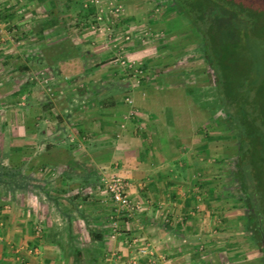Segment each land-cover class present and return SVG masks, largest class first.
I'll use <instances>...</instances> for the list:
<instances>
[{
	"label": "crops",
	"instance_id": "1",
	"mask_svg": "<svg viewBox=\"0 0 264 264\" xmlns=\"http://www.w3.org/2000/svg\"><path fill=\"white\" fill-rule=\"evenodd\" d=\"M3 1L0 27L27 25L23 6ZM53 27L24 36L0 28V264H126L132 256L264 264L242 196L232 193L230 131L189 82L194 72L169 64L184 35L166 40L161 59L129 49L128 58L148 64L142 80L105 82L106 53L83 45L85 36H68L72 45L85 40L68 54L42 51ZM41 53L48 65L34 63ZM45 72L56 78L48 88L37 78ZM111 175L139 205L118 216L115 231L104 191Z\"/></svg>",
	"mask_w": 264,
	"mask_h": 264
},
{
	"label": "rangeland",
	"instance_id": "2",
	"mask_svg": "<svg viewBox=\"0 0 264 264\" xmlns=\"http://www.w3.org/2000/svg\"><path fill=\"white\" fill-rule=\"evenodd\" d=\"M4 2H16L21 4L20 7L23 6V8L19 9L18 15L21 16V19H25L27 24L18 29L16 28L18 24H15V26H11L10 30L0 27L7 33L18 32V34L24 36L37 32L41 27L45 29L48 25H55V27L45 30L47 34H52L53 39L52 41L46 40L42 42V51L51 49L52 51L55 50L57 53L60 52L62 54L63 52H67L66 54H68L71 50V46L77 45L81 47L85 40L77 43L74 42L72 45V41H68V36L70 35H73L75 38L85 36L91 39V41H86L87 43L83 45L88 44L90 47L101 45L99 48L106 53V55H104L106 57H104L101 62L102 64L106 63V68L111 66V69L103 73L105 82H121L122 79L133 81L142 80L145 78V68L146 66L148 67V64L143 63V61L138 58H128L126 53L129 49L143 47V49L148 48L150 51L156 50L154 58L156 56V58L161 59L162 56L159 55L166 52V40L172 36L173 39L175 38L174 40H176L184 35V39H179V41H177L179 43L178 48L180 49L179 55L176 57L175 61H170L169 64H175L179 68L194 72L193 74H189L187 78L189 82H193L194 85L200 84L201 100L204 99L206 102L211 101L209 108H215L218 112V117L221 119H218V127L219 123L222 125L221 121L227 118V109L224 106L214 104L218 96L216 76L205 60L202 37L200 33L190 25L187 19L177 13L176 8L171 7L170 0H6L3 1V3ZM5 17V15L0 13V23L4 22ZM47 22L49 23L47 24ZM63 36H66V39H64ZM99 36L100 38L98 39ZM26 39L27 38H25V40ZM50 42H54L52 47H48ZM28 43H31V41L26 40L25 44L27 45ZM2 49L3 48L0 47V52ZM167 57L163 59L166 60ZM38 61L40 62L39 65H48L43 53L35 59L34 63H38ZM2 63L6 62L0 59V64ZM112 68L119 69L118 73L114 75L112 73ZM38 74L37 78L45 85V88H48L47 86H49L48 84L51 82H56V78L53 74H51L53 77L47 72ZM72 78L75 81L80 79V76L76 74L72 76ZM60 110L61 109L56 108L58 113L55 116H61V113H59L61 112ZM58 123L59 119H57V124ZM226 123L227 122L223 123V125L226 126ZM49 126L50 125L46 126L45 130L56 128L54 124ZM57 127L59 126L57 125ZM226 129L228 128L226 127ZM229 131L230 149H232L233 152L227 162H229L230 171H234L237 168L236 163L238 159L236 138L238 131L237 129H230ZM13 133H15V130ZM7 173L9 176L13 177L16 175L13 170H8ZM231 189L232 193L243 197L238 181L232 184ZM108 198L109 196L107 195L105 202L111 210L112 203ZM249 213L250 208L248 207L246 208L245 218L249 216ZM78 240L80 241L81 239L79 238ZM256 240L261 246V253L264 257V243L262 239L256 238Z\"/></svg>",
	"mask_w": 264,
	"mask_h": 264
},
{
	"label": "trees",
	"instance_id": "3",
	"mask_svg": "<svg viewBox=\"0 0 264 264\" xmlns=\"http://www.w3.org/2000/svg\"><path fill=\"white\" fill-rule=\"evenodd\" d=\"M170 2L202 37L216 76L214 104L227 109L222 126L238 131L233 176L250 208L247 225L264 243V0Z\"/></svg>",
	"mask_w": 264,
	"mask_h": 264
},
{
	"label": "built area",
	"instance_id": "4",
	"mask_svg": "<svg viewBox=\"0 0 264 264\" xmlns=\"http://www.w3.org/2000/svg\"><path fill=\"white\" fill-rule=\"evenodd\" d=\"M128 101L130 102L131 100L128 99ZM104 191L109 196V199L112 203L110 225L113 231H115L117 228L118 216L125 212L128 213L137 210L139 205L131 201L126 190L125 182L118 175H111L107 178ZM131 242L133 244L137 243V238H132ZM138 252L143 256L146 253V250L141 248L138 250ZM140 259L141 257L132 256L129 258L126 264H143L141 263Z\"/></svg>",
	"mask_w": 264,
	"mask_h": 264
}]
</instances>
